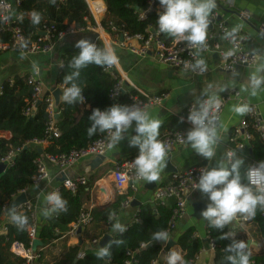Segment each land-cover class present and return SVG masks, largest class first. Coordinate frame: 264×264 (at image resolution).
Returning a JSON list of instances; mask_svg holds the SVG:
<instances>
[{
    "label": "trees",
    "instance_id": "trees-1",
    "mask_svg": "<svg viewBox=\"0 0 264 264\" xmlns=\"http://www.w3.org/2000/svg\"><path fill=\"white\" fill-rule=\"evenodd\" d=\"M106 5V15L101 23L106 33L112 37L114 35L109 30V22H113L122 32L130 35L144 34L151 27L158 30V13H152L146 20H139V13L146 7L148 0H103ZM23 17L18 22L22 31L29 39L30 43L36 41L38 34L43 27H54L55 33L51 39L52 43H57L59 33L65 32L70 27H86L88 22L94 25L95 22L90 16V12L85 0H22L18 8ZM35 11L41 15L39 24L31 22L30 14ZM87 20V21H86ZM71 38L63 41L62 65L58 75V83L64 85V77L70 74L73 69L69 67L71 59L78 54L79 49ZM161 39L166 45L174 42V39L167 34L161 33ZM0 43L9 44L10 35L0 34ZM97 47L104 48L102 41L96 43ZM107 66L89 64L80 70V76L76 81L81 89L86 101V105L81 103L60 104V117L56 121V127L60 132L58 137L48 138L49 116L46 111L45 102L38 103L34 111V116L27 118L24 115L29 108L33 98V89L28 84L26 77H15L11 82L2 83V94L0 95V135L10 134L9 138L0 136V157H4L11 148L21 149L14 164L0 176V222L3 216V205L12 201L22 191L32 186V179L38 173L37 161L43 154L62 155L69 154L73 150L85 148L104 136V133H97L93 136L87 134V128L91 122L88 119L92 110H101L117 104L111 99L112 90L116 80L107 71ZM65 87V85H64ZM119 104L129 105L128 97L122 96ZM167 127L170 130H177L183 125L180 119L168 118ZM173 126H171L172 124ZM253 135L249 142V147L243 150L253 162L243 160L240 172L244 178L248 167L251 164L264 160V141L260 135L250 129ZM49 139L48 146L44 147L41 154L35 142ZM60 195L66 201V210L52 212L46 222L39 226V237L41 239L45 254L46 249L53 247L56 241L60 240L64 234L71 230V225L75 223L85 205L89 202L88 193L85 188L72 193L70 190L62 188ZM135 193L128 190L126 194L117 195L115 201L103 208H94L93 226L97 231L92 232V239L99 240L113 232V221L109 218V213L118 215L123 210V203L133 198ZM173 203V201H172ZM162 205L159 202L140 206L134 216L133 222L128 225L123 233H116L113 240H121L119 245L113 244L109 250V255L103 259L98 258L100 249L94 245L88 250H83L79 244L67 246L66 241L63 246L62 255L47 264H153L160 256L163 249L162 242L152 239L153 233L160 230L167 231L172 217L173 204ZM17 214L27 218V223L19 227L15 223H7V231L0 235V264H24V260L15 257L10 252V244L14 241L23 243L26 247L30 245L28 229L31 226V212L22 208ZM112 216V217H113ZM258 226L257 252H252L249 247L247 233L241 229L233 228L231 224L222 231L214 229L207 224V234L215 244V263L227 264L225 257L229 254L225 251L227 245L232 240L244 241L251 253L250 264H264V216L259 208L254 217L251 218ZM228 234L229 239L222 238ZM112 240V241H113ZM178 246L183 252L185 264H193L196 257L203 249V243L195 236L193 228L185 231L178 239ZM81 255H83L81 257ZM41 261V260H40Z\"/></svg>",
    "mask_w": 264,
    "mask_h": 264
},
{
    "label": "crops",
    "instance_id": "crops-1",
    "mask_svg": "<svg viewBox=\"0 0 264 264\" xmlns=\"http://www.w3.org/2000/svg\"><path fill=\"white\" fill-rule=\"evenodd\" d=\"M101 1L104 3V7L107 10L105 2L103 0ZM214 2L216 7L213 11L219 14V20L224 22L230 30L243 33L247 37L246 46L249 51L257 54L258 57H264V36L257 30V26L264 23V0H214ZM243 10L250 12L252 17L250 22H246L240 18L239 13ZM76 38L77 37H71L70 40L77 42ZM120 40L122 39L120 38ZM99 41H102L105 47H110L115 52L117 62L113 65L114 70L123 78L127 87L139 88L149 96H159L163 93L169 94V99L162 107L155 108L148 112L150 118L160 121L158 139L161 138L166 131L170 130V128L167 127V119L175 117L179 119V116L185 115L188 106L192 103H196L197 98L200 100L206 98L202 94L204 92H208L209 95L215 92L220 101L233 91H238L241 93L243 103L247 106L257 105L264 119V87L258 90L256 95H252L248 87L249 76L255 70L257 64L255 66L241 67L233 73H226L218 70L213 57L204 56L209 63V70L201 76H194L189 72L179 71L160 64L152 55L143 57L132 52V49L141 47L140 43L136 40H131L128 47H121L119 45L120 41L105 32V34L100 37ZM63 46L64 43L59 42L54 45V49L50 53L32 55H25L18 49H0V86L3 82L13 80L15 77H26L28 73L33 70V65H35L41 71V81L45 91L47 93L55 92L59 100L58 105L60 106L62 103L60 96L64 85L58 83V75L62 65ZM209 86H211V88ZM81 104L86 105V102ZM235 106H237L236 103L229 102L225 107L222 120L218 124L219 140L216 145V155L212 161H208L197 155L187 142L183 146H177L166 157L164 167L159 172V178L155 182H148L145 180L139 190L135 192V196L129 200H132V202L133 200H137L141 203V206L154 203L153 197L156 189L158 187H168L173 181L174 174L183 172L193 166H215L219 160L226 158L225 145L228 143L229 137L233 134L234 129L240 125L241 120L245 116V113H236L234 111ZM86 107L88 108V105H86ZM58 115L60 117V114ZM59 117L56 118V121ZM134 126L135 125H133V129H129L128 132L124 134L125 139L107 152L105 156L106 160L103 164H94L93 160L96 157H89L82 159L68 171L67 175L71 179L76 177L88 178V185L80 188V190L85 188V191L88 193L89 202L85 205L87 209L100 208L108 201H111L110 204H112L117 195L126 194L128 192V189L122 192L116 190L111 173L116 162L139 153L138 148L130 147L128 143V139L131 135L135 134ZM171 126H173V124ZM177 130L187 133L189 128L187 125L183 124L180 129ZM0 136L9 138L10 134ZM166 161L170 163L169 166L171 168L176 170L175 173L167 172L168 168L166 166ZM48 170L50 172L49 181L42 182L38 186L33 185L25 192L26 198L35 203L38 227L42 226L47 218L52 215V212H49L47 216L44 215V211L50 208L46 199L48 193L52 188L62 183V176L59 177V171L56 167L48 166ZM207 203V197L199 191L191 196L186 207V212L179 221L176 231L169 236L170 242L167 244L162 242L163 249L161 254L153 264H165L163 257L169 251H166L168 245H171L170 250L178 251L183 257V252L178 246V239L190 228L195 230L196 238H199L203 243V250L200 251L201 253L193 264H216L215 251L209 248L207 242L208 222L203 220L200 216L201 211L206 208ZM139 208L140 207H132V205H130L129 208L123 209L118 215L113 216L111 220L113 223H121L126 228L133 222L134 216ZM245 218H248L250 221L243 222ZM251 218L252 217L238 214V219H234L230 224L234 226L233 228L241 229L247 233L251 251L257 252V240L259 238L258 226ZM2 221L3 218H1V223ZM93 225L81 230V233L77 232L74 237H71L68 234L69 232H67L60 240L55 242L53 247L46 249L42 258L44 255L46 256V254L49 255L52 250L58 251L53 253V256L49 258V262L60 258L65 241L67 246L79 244L83 247L84 251L88 250L90 246L92 247L93 241L96 240L92 239L91 233L97 231L96 227L94 228ZM112 232L113 233L109 236H111L113 240L114 234L118 232L114 230H112ZM1 234L2 229L0 226V235ZM103 238L97 240L98 244L95 245V248H97L96 246L100 244ZM81 241L82 244H80ZM41 247L44 250L43 245ZM43 250L41 252H43Z\"/></svg>",
    "mask_w": 264,
    "mask_h": 264
},
{
    "label": "built area",
    "instance_id": "built-area-1",
    "mask_svg": "<svg viewBox=\"0 0 264 264\" xmlns=\"http://www.w3.org/2000/svg\"><path fill=\"white\" fill-rule=\"evenodd\" d=\"M22 0H0V34L10 35V43H0V49H18L25 55L32 54H47L54 49V45L63 42L71 37H79L91 33H98L99 39L105 34L101 20L106 15V9L104 3L101 0H85L90 12V16L93 18L95 24L91 25L88 22L86 27L75 28L70 27L65 32L59 33L57 36V43H52L51 39L54 36V27H43L38 34L35 42L30 43L26 37L18 22L22 19L23 15L19 12L18 8L21 5ZM163 9L160 7L158 0H148L146 7L139 13V20H146L152 13L161 12ZM240 18L246 22L251 21V14L247 10L240 11ZM87 21V20H86ZM109 30L114 37L120 41L121 47H128L131 40H136L140 43L141 47L138 49H132V52L140 56L152 55V57L160 64L177 69L183 72H189L194 76H201L209 70V63L204 56H211L216 62L218 70L233 73L244 66H255L257 64V54L249 51L246 46L247 37L240 32L232 31L228 26L219 20V14L215 11L212 12L210 17V25L208 30V38L206 40V46L204 50L200 52L199 57L196 56L195 49H189L185 42L176 43L173 42L170 45H166L161 39V33L159 30H154L149 27L144 34L130 35L127 32H122L113 22H109ZM258 32L264 36V23L257 26ZM230 33V35H226ZM120 38L122 40H120ZM21 45H24L23 47ZM231 52L232 55H227ZM203 58L207 69L204 72H193L190 65L194 63L195 59ZM107 71L116 80V84L111 93V99L116 103H119V99L122 96L128 97L129 105L138 104L142 106L147 112L155 108H160L169 99L168 93H163L159 96H149L145 92H142L136 87H127L121 78L114 70V66L107 68ZM28 84L33 89L32 102L28 109L25 110L24 115L27 118L34 116L36 105L41 102H45L47 105V113L49 116L48 122V138L58 137L60 135L59 130L56 127V116L60 114V108L57 105L53 92H46L44 85L41 81V71H30L26 76ZM9 82L12 83L10 80ZM2 94V85L0 86V95ZM85 99L84 102L85 103ZM229 102H234L237 105H245L241 93L233 91L229 95L223 97L220 100V108L216 115L218 117L217 125L221 122L222 116L226 105ZM195 103L188 106L185 115L179 116L180 121L187 125L190 129L192 125L188 122L187 116L189 110ZM183 118V119H182ZM250 129L254 130L260 135L262 141H264V119L257 105H248V111L245 112V116L237 126L231 137H229L228 143L225 145V153L232 151L236 155L241 156L253 162V160L243 150L249 147V142L252 140L253 135L250 133ZM186 132L180 130H168L166 131L160 140L167 147L166 157L177 146H183L186 143ZM35 142L36 146L41 149L48 146L49 139ZM112 147H109V134L104 133V136L90 144L89 146L77 150L71 151L69 154L51 155L43 154L37 161L38 173L32 179V186H38L42 182L50 180V172L48 166H54L59 171V177L62 174L67 176V179L63 181L59 186L52 188L50 192H61L62 188L70 190L72 193L79 191L81 187L88 185V178L76 177L69 178L67 173L82 159L97 156H106L107 152ZM21 149L11 148L10 151L4 156L0 157V164H4L7 170L14 164L16 158L20 154ZM139 154V153H138ZM135 154L131 157L124 158L121 161L115 163L114 169L111 173L115 188L118 192H122L126 189L137 192L140 186L145 182L144 179L137 177L136 169L132 165V161L138 156ZM166 159V158H165ZM256 166V163L251 164L248 168ZM205 167H190L187 170L174 174L173 181L168 187H158L154 192L153 202H159L162 205H169L173 201L172 217L169 222V228L167 232L169 236L176 231L177 226L181 218L186 212L187 204L191 196L197 192L193 191V184L198 181L199 169ZM6 170V171H7ZM27 190L22 191L19 195L25 194ZM49 192V193H50ZM18 195V196H19ZM17 198L13 197L12 201L6 202L3 205V221L0 222L2 234L7 231L6 224L14 223L11 218V213L14 211L18 213L22 208H26L31 212V226L28 229V236L30 239V245L26 247L23 243L14 241L10 244V252L15 257L22 258L24 264H34L37 260L42 258V247H38L36 251L33 249L34 242L40 240L39 227L37 217L35 213L34 201L27 199V201L18 206L17 208L10 209L11 204ZM132 200H127L123 203V209L129 208ZM92 209L82 210L78 220L72 224V228L69 231L71 237L76 236L79 229L83 230L89 228L93 224ZM263 216H264V210ZM238 219V215L235 217ZM248 218H245L243 222H249ZM41 241V240H40ZM207 242L209 248L214 251L215 244L210 240L207 235ZM98 241L94 240L92 245H97ZM203 250V249H202ZM201 253V252H200ZM199 253V254H200ZM198 254V255H199ZM83 255H81L82 257ZM198 257V256H197ZM196 257V259H197ZM130 264V263H127ZM254 264V263H251Z\"/></svg>",
    "mask_w": 264,
    "mask_h": 264
},
{
    "label": "clouds",
    "instance_id": "clouds-1",
    "mask_svg": "<svg viewBox=\"0 0 264 264\" xmlns=\"http://www.w3.org/2000/svg\"><path fill=\"white\" fill-rule=\"evenodd\" d=\"M158 3L163 9L156 21L159 32L172 37L176 43L185 42L189 49L196 50V56L199 57L206 46L210 17L216 7L214 0H158ZM30 19L34 25L39 24L41 15L33 11ZM75 47L79 52L69 63L73 71L64 77L65 87L60 96L62 102L67 104L84 102L82 89L76 82L81 69L89 64L111 67L117 62V56L110 47H97L89 39H80L75 43ZM227 55L230 56L232 53L229 52ZM255 59L257 66L250 74L248 84L252 95H256L257 91L264 87V57L257 56ZM190 67L193 72L201 73L207 69L203 58L195 59ZM33 69L38 71L35 65ZM202 94L206 98L203 100L197 98L195 105L189 110L187 120L192 127L184 137L197 155L212 161L219 140L216 113L220 108V101L215 92L210 95L208 92ZM234 111L243 114L248 111V106L237 105ZM88 119L91 125L87 128V134L91 137L97 133H108L109 147L118 145L125 139L124 134L135 125V134L131 135L128 143L130 147L139 150L138 156L131 162L136 169V175L148 182H155L159 178L167 155L166 145L158 140L159 120L150 118L148 112L138 104L119 103L103 110L93 109ZM243 163L235 152L229 151L226 158L219 160L215 166L199 169L198 181L192 187L193 191H199L207 197V206L201 211L200 216L214 229L222 231L238 214L254 217L258 208L264 210V160L248 168L244 178L240 172ZM46 199L50 208L44 211L45 216L49 212L66 210V201L59 192L48 193ZM112 216L113 214L109 213L110 219ZM11 218L19 227L27 223L26 217L14 211ZM113 230L123 233L126 229L121 223L115 222ZM222 238L229 239V236L224 234ZM152 239L164 244L170 242L169 233L165 230L153 233ZM121 243V240L109 241L108 245L99 250L98 258L108 256L111 246ZM247 248L248 245L244 241L232 240L225 248L229 253L225 257L227 264H250L251 253ZM163 259L165 264H185L182 255L175 250H169Z\"/></svg>",
    "mask_w": 264,
    "mask_h": 264
},
{
    "label": "water",
    "instance_id": "water-1",
    "mask_svg": "<svg viewBox=\"0 0 264 264\" xmlns=\"http://www.w3.org/2000/svg\"><path fill=\"white\" fill-rule=\"evenodd\" d=\"M80 39H89L91 42L93 43H97L99 41V34L98 33H91V34H87V35H83V36H80V37H77L76 38V41H79ZM54 97L56 99V102H57V105L59 103V100H58V96L57 94L54 92ZM59 106V105H58ZM59 115L56 116V118H58ZM39 152L42 154V150H39ZM106 160V157L105 156H97L93 161H94V164H103V162ZM169 162L166 161V166L168 168V173H175L176 170L174 168H171L169 166ZM7 170V167L6 165L4 164H0V176L3 175ZM67 179V176L65 174H62V182L65 181ZM27 201V198H26V195L25 194H21L20 196H18V198L11 204V207L10 209H14V208H17L18 206L24 204L25 202ZM111 201H108L106 204H104L103 206L101 207H105L107 206L108 204H110ZM132 207H140L141 206V203L138 202L137 200H133V202L131 203ZM78 233H81V229L78 230ZM109 241H112V237L109 236V235H106L102 241L100 242V244L98 246H96L98 249H101L102 247L106 246L109 244ZM173 242V241H172ZM82 244V241L81 243ZM42 246V242L40 240L34 242L33 244V249L34 251L37 250L38 247H41ZM171 248V245H168L167 248H166V251L170 250Z\"/></svg>",
    "mask_w": 264,
    "mask_h": 264
},
{
    "label": "rangeland",
    "instance_id": "rangeland-1",
    "mask_svg": "<svg viewBox=\"0 0 264 264\" xmlns=\"http://www.w3.org/2000/svg\"><path fill=\"white\" fill-rule=\"evenodd\" d=\"M58 250H52L51 253L44 255V257L40 260H37L34 264H47L50 260L49 258L53 256V253L57 252Z\"/></svg>",
    "mask_w": 264,
    "mask_h": 264
},
{
    "label": "bare ground",
    "instance_id": "bare-ground-1",
    "mask_svg": "<svg viewBox=\"0 0 264 264\" xmlns=\"http://www.w3.org/2000/svg\"><path fill=\"white\" fill-rule=\"evenodd\" d=\"M33 58V57H32Z\"/></svg>",
    "mask_w": 264,
    "mask_h": 264
}]
</instances>
